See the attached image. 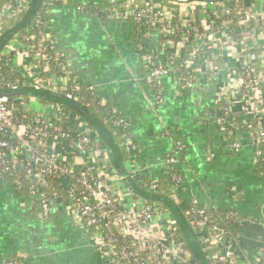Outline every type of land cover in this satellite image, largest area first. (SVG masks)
<instances>
[{"label":"built area","instance_id":"1","mask_svg":"<svg viewBox=\"0 0 264 264\" xmlns=\"http://www.w3.org/2000/svg\"><path fill=\"white\" fill-rule=\"evenodd\" d=\"M62 1L42 0L33 25L25 30L26 41L18 34L0 51V91L32 87L63 94L75 102L83 99L69 85L71 82L84 85L76 77L73 79L65 60L49 52L53 48L46 40L52 27L51 12ZM30 3L31 0H0V33L3 22L19 21ZM87 3L78 5L84 16ZM97 4L111 5L105 9L106 17L111 20L132 23L143 70L142 77L136 81L150 109L158 116L160 135L171 143L162 164L164 174L170 176L168 188L178 206L200 242H219L214 264H246L224 242L227 236L238 241V237L231 235L237 234L239 226L226 223L231 212L220 214L221 208L204 205L196 196L187 205L181 202L187 180L183 164L189 144L165 127L160 110L169 88L188 89L201 82H212L220 73L215 61L225 55L231 57L234 64L229 66L232 72L227 82L230 91L220 93L219 100L226 106L220 107L216 123L230 152L238 154L248 148L264 168L261 147L264 91L260 86L264 83V0H97ZM116 4H122L121 9ZM95 15L100 18L99 13ZM41 25L44 32L39 35L37 28ZM38 38L49 45L36 46L33 43ZM11 54L14 55L11 57ZM13 74H21L22 79H10ZM91 90L97 97L96 104L109 115L111 124L130 130L123 136V145L138 162L137 154H141L142 148L135 142L131 121L119 108ZM237 94L240 95L238 104ZM36 100L27 103L20 95L12 99L9 95H0V182L10 183L6 175L14 178L21 173L24 180L15 179V190L23 189L27 182V199L33 208L39 205L36 211L46 221L62 197L58 190H67L69 195L62 201L68 202L73 224L88 235L94 247L99 246L107 264H147L139 259L138 251L147 252L157 264H196L184 240L176 236L177 227L167 212L138 197L125 183L131 177L141 188L157 194L162 177H146L143 173L147 167L138 163L127 175L90 170L91 158L97 152L94 143L97 131L76 111L66 110L55 102L42 105ZM109 153V149L104 152L107 156ZM75 175H80L78 182L87 190L80 196L75 194ZM260 175L264 178V172ZM113 204L118 205L114 213ZM211 210L218 214L211 216ZM110 226H115L122 237H131L132 247L117 250L118 238L105 233ZM92 227H97V231L91 232ZM1 264L25 263L14 257L3 259Z\"/></svg>","mask_w":264,"mask_h":264},{"label":"crops","instance_id":"2","mask_svg":"<svg viewBox=\"0 0 264 264\" xmlns=\"http://www.w3.org/2000/svg\"><path fill=\"white\" fill-rule=\"evenodd\" d=\"M81 1L63 0L53 8L52 27L46 40L67 62L78 82L93 88L131 121V131L142 152L137 154L138 162L129 153V159L123 161L126 171L130 172L138 163L147 167L143 173L146 177H163L162 163L171 143L160 135L158 116L150 109L136 81L143 70L132 23L86 17L78 9L77 3ZM215 64L220 73L212 82H201L188 89L169 88L160 112L165 127L189 144L183 164L187 180L181 202L187 205L196 196L209 207L233 209L253 218L237 228V233L242 234L241 241L239 237L235 242L227 236L224 242L237 259L247 254L254 264H260V247L264 244V178L257 171L252 150L246 148L235 154L225 146L216 123L220 113L217 100L222 90L230 91L229 66L234 62L225 55ZM239 98L237 94L236 104ZM94 138L97 152L91 158L90 170L109 174L117 171L112 150L99 134ZM108 149L107 156L104 152ZM67 209V202L61 201L50 219L43 220L27 197L20 196L12 184L0 182V264L3 259L14 257L25 264H107L99 246L94 247L88 235L75 227ZM183 227L185 241L193 244L192 248L188 246L192 255L196 257L194 248L204 263L214 264L219 242H200L191 226L183 224Z\"/></svg>","mask_w":264,"mask_h":264},{"label":"trees","instance_id":"3","mask_svg":"<svg viewBox=\"0 0 264 264\" xmlns=\"http://www.w3.org/2000/svg\"><path fill=\"white\" fill-rule=\"evenodd\" d=\"M231 1H234V0H231ZM31 2H32V0H31ZM85 2H89V3L86 4V6H87V12L85 14L86 17L95 18V16H96L95 14L99 13L100 18H98V19L104 20L106 18V16L108 15V13L105 12V9L109 8L111 5H109V4H97V0H82L81 2L77 3V5H81V4L85 3ZM116 5H117L118 8H120V6L122 4H116ZM25 14H23L20 17L19 21H16V22L4 21L3 24H2L0 37L3 34H6V33H8L10 35V33L13 32V29L16 27V25L23 19ZM211 17L212 16L210 15V18ZM117 22H119V21H117ZM33 23H34V21L32 20L30 24H27L18 33L14 34V35H11V40H14L15 37L19 34L22 37V39L24 41H26L25 30L29 26L33 25ZM43 32H44V26L41 25L40 27L37 28V34L40 35ZM29 43L31 44L33 42H29ZM40 43L43 44V45H47V46L49 45L48 42L42 41L41 38H38L37 40H35L33 44H35L37 46ZM3 49L1 48V50H3ZM169 51L171 52V50H169ZM49 52H51V54H54L55 50L54 49H49ZM13 55L14 54H11L10 56L12 57ZM53 69H54V66H53ZM72 77L74 79V76H72ZM10 79H12V80L20 79L21 80L22 79V75L21 74H13L12 76H10ZM260 86H261V89L264 91V83H261ZM69 89L73 93L80 94L83 97V99L80 100L78 103H80L81 105L88 106V109L90 111L91 116H94L95 119L99 120L100 123L104 125L106 130L110 133V136L114 139L115 144L117 145V148H118V151H119L118 153L121 155L123 161L124 162L127 161L129 159V155L130 154H129L128 149L123 145V143H124L123 136L125 134H127L128 132H130V130L122 128V127H114L111 124L109 115L105 113V110L102 107H100L98 104H96L95 100L97 99V97L92 93V90H91V88L89 86H80V85L77 86V84L75 82H71L70 85H69ZM24 91L25 90H22V88H21V90H19L18 93H21L20 97L25 98L27 103H30L32 100H36V99H37L36 101H38L42 105H46V104L50 103L49 101L39 100L38 98H34V97H32V96H30L28 94H22ZM9 96H10L11 99L15 97V95L13 96V95H11V93L9 94ZM217 105L219 107H223V108L226 106V104H225V102H223V100H218ZM63 107L66 110H72V109H70V108H68L66 106H63ZM89 125L95 130V128L90 123H89ZM255 126H256V124H255ZM261 147L264 148V144H262ZM256 166H257V171H258L259 174L264 172V168L262 167V165L260 163L256 162ZM124 174L127 175L128 173H124ZM79 177H80V175L79 176L78 175L74 176V184H75V188H76L75 194L78 195V196H80V193L82 191H84V190L87 192V190L81 185V183L78 182ZM16 178L24 180L21 173H17L14 178L6 175V180L8 182H10V184L12 183V185H13V183H15L14 181H15ZM169 180H170V176L168 174H164L163 177L160 179L159 188H158V193L157 194L156 193L154 194V193L150 192L148 189H143L142 188V190L152 193V195H151L152 197L149 198V199H145V200L149 204H151L153 206L156 205L158 208H160L162 210H165V212H167L166 215H168L172 219L173 226L177 227L176 236L182 238L184 240V242H185V245L188 247V245H187V243H186V241L184 239V231H183V228H182V223L184 224V221H186V223L189 226H191V225L189 223V220H188L187 216L185 215L183 210L178 206V202L174 199L172 193L170 192V190L168 188ZM138 186L140 187V185H138ZM27 187H28V184H27V182H25V187L18 191L20 196L28 197V189H27ZM58 191L60 192V195L62 197H61V199L59 201H57V204H59L64 198H67L68 195H69V192L67 190L59 189ZM138 197H140V196H138ZM80 204L81 203L79 201H77V205L80 206ZM38 208H39V205L37 204L36 207H34V209L38 210ZM111 209L113 210V213L116 212V210H118V205L117 204H115V205L113 204V207ZM218 212L220 214L229 213V212L232 213L230 215L231 218H229L226 221L227 226H234V227L237 226L238 227L239 225H241L242 222H247L248 220L253 219L250 216H246V215L240 213L237 210H228V209L223 210V209H219ZM217 214L218 213L213 211V210L210 211V215L211 216H216ZM223 215H225V214H223ZM90 231L91 232L97 231V227H92ZM105 233L109 234V235H114V236H116L118 238L119 246L117 245V247H116L117 250H121V248H123V247H132V245L134 243V240L131 237H128V238L127 237H122L120 232H119V230L115 226H110L109 228H106ZM231 236L235 237V234L232 233ZM189 250H190V248H189ZM138 252H139V259L140 260H142V261L145 260L147 264H157V262L155 261L154 258L148 256L147 252H144V251H138ZM16 258H18V257H16ZM194 259L196 261V264H201V260L200 259H197L196 257H194ZM125 264H134V263H125ZM209 264H213V263L209 262Z\"/></svg>","mask_w":264,"mask_h":264},{"label":"water","instance_id":"4","mask_svg":"<svg viewBox=\"0 0 264 264\" xmlns=\"http://www.w3.org/2000/svg\"><path fill=\"white\" fill-rule=\"evenodd\" d=\"M42 0H32L28 11L26 12L25 16L23 17V19L16 25V27L13 29V34L10 33V35L8 33L3 34L0 37V50L1 48L3 49L6 44H8V42H10L11 40V35H14L16 33H18L23 27H25L27 24H30L31 21L34 18V15L36 13V11L38 10L40 4H41ZM207 2H219L222 0H205ZM189 51H191V48H189ZM21 90H3L0 91V95H9L11 93V95H21V93H18V91ZM22 90H25L22 94H28L34 98H38L40 100L43 101H49V102H55V103H59L62 104L63 106H66L74 111H76L80 116H82V118L87 121L88 123H90L95 130L97 131V133L103 138V140L106 142V144L109 146V148L112 150L113 152V160H114V165L115 168L117 169V171L120 174H124L127 173L124 164H123V160L121 155L118 153V148L117 145L115 144L114 139L110 136V133L106 130V128L104 127L103 124L100 123L99 120L95 119L94 116H91L90 111L88 109V106L86 105H81L78 102L72 101L70 99H68L65 95L63 94H58V93H53L51 91H47V90H43V89H35L32 87H26V88H22ZM125 183L127 184V186L129 187L130 190H132L136 195L141 196L144 199H149L152 196V193L150 192H146L144 190H142V188H140L137 183L131 178V177H127L125 179ZM184 224H187L186 221H184ZM188 226V224H187ZM182 227H183V223H182ZM184 230V227H183ZM186 242L188 244V246L190 248L191 247V241H189L188 239H186ZM196 244V242L194 243ZM193 246V244H192ZM195 249L193 248L192 251L194 252L195 256L197 259H201L203 262H201V264H206L204 263V260L202 259V256L197 254L195 251Z\"/></svg>","mask_w":264,"mask_h":264},{"label":"rangeland","instance_id":"5","mask_svg":"<svg viewBox=\"0 0 264 264\" xmlns=\"http://www.w3.org/2000/svg\"><path fill=\"white\" fill-rule=\"evenodd\" d=\"M222 55H223V52H222ZM263 202H264V197H263ZM67 204H68V202H67ZM67 213L69 214V215H71V212H70V209L68 208L67 209ZM263 217H264V214H263ZM72 218V217H71ZM73 222V221H72ZM235 236L236 237H239V241H241V238H242V234L241 235H239L238 233L237 234H235ZM263 237V236H262ZM263 243V242H262ZM260 244H261V242H260ZM260 250H261V254H260V260L258 261V262H262V263H264L263 261H264V244L263 245H261V247H260ZM243 262H247L246 264H254L252 261V258H250L247 254H244L243 255ZM261 264V263H260Z\"/></svg>","mask_w":264,"mask_h":264}]
</instances>
